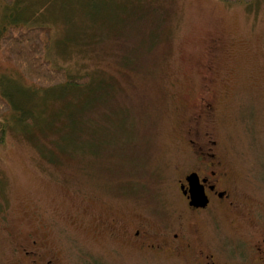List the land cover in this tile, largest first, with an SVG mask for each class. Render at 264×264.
Wrapping results in <instances>:
<instances>
[{
    "label": "rangeland",
    "instance_id": "rangeland-1",
    "mask_svg": "<svg viewBox=\"0 0 264 264\" xmlns=\"http://www.w3.org/2000/svg\"><path fill=\"white\" fill-rule=\"evenodd\" d=\"M8 24L48 27L46 60L89 82L44 91L0 67L11 103L0 264H25L18 248L33 240L61 264H184L146 256L107 222L172 224L183 209L177 181L193 166L186 131L203 99L217 116L200 128L217 141L242 210L264 215V0H0V32ZM217 220L233 231L230 212Z\"/></svg>",
    "mask_w": 264,
    "mask_h": 264
},
{
    "label": "flooded vegetation",
    "instance_id": "flooded-vegetation-1",
    "mask_svg": "<svg viewBox=\"0 0 264 264\" xmlns=\"http://www.w3.org/2000/svg\"><path fill=\"white\" fill-rule=\"evenodd\" d=\"M215 114L214 104L203 99L186 131L185 144L193 166L177 181L183 209L172 224L158 225L154 217L145 215L127 219L112 216L107 222L112 228L110 235L118 231L130 246L146 256L173 255L183 259L184 264H264V215L253 208L249 215L244 213V203L235 181L229 179L230 169L217 141L210 130L200 128L202 121H214ZM193 174L199 181H187ZM193 195L202 196L203 204H195ZM221 210L231 213L230 233L217 223ZM245 223L249 228L239 229ZM18 249L25 264H61L55 259V251L40 240L21 244Z\"/></svg>",
    "mask_w": 264,
    "mask_h": 264
},
{
    "label": "trees",
    "instance_id": "trees-1",
    "mask_svg": "<svg viewBox=\"0 0 264 264\" xmlns=\"http://www.w3.org/2000/svg\"><path fill=\"white\" fill-rule=\"evenodd\" d=\"M229 4H252L254 0H222ZM17 25L5 26L0 32V67L11 64L19 75L36 89L50 90L64 87H82L89 82L87 77H71L65 68L52 67L46 60L50 47V29L45 26H30L16 30ZM11 110V103L0 91V144L4 143L6 129L3 117Z\"/></svg>",
    "mask_w": 264,
    "mask_h": 264
},
{
    "label": "water",
    "instance_id": "water-1",
    "mask_svg": "<svg viewBox=\"0 0 264 264\" xmlns=\"http://www.w3.org/2000/svg\"><path fill=\"white\" fill-rule=\"evenodd\" d=\"M187 181H199V179H198L197 175L193 174V175L188 176ZM192 192H193V194L195 192V186L194 185H193V191ZM193 199H194L195 204H201V205L203 204L202 202H203L204 198L202 196L196 197L195 195H193Z\"/></svg>",
    "mask_w": 264,
    "mask_h": 264
}]
</instances>
